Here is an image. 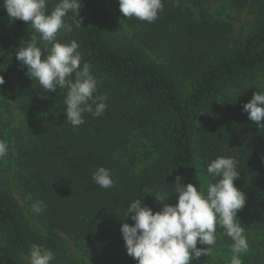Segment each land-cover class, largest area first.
Here are the masks:
<instances>
[{
    "label": "trees",
    "instance_id": "16d2710c",
    "mask_svg": "<svg viewBox=\"0 0 264 264\" xmlns=\"http://www.w3.org/2000/svg\"><path fill=\"white\" fill-rule=\"evenodd\" d=\"M211 1L162 0L154 22L122 23L118 0H81V27L69 12L73 30L57 41L78 43L107 108L100 117L85 113L73 128L67 89L44 92L16 59L34 29L8 17L0 0V140L9 144L0 160V264H29L33 244L54 253L51 264H87L68 242L100 263L137 264L120 231L127 207L137 199L154 212L163 207L159 198L176 204L177 176L203 190L198 166L214 183L207 167L221 156L238 161L234 185L246 196L237 218L250 247L241 259L264 264V129L242 110L264 93V0H222L255 16L239 36L230 17L205 10ZM58 2L47 0L49 13ZM101 166L111 170L110 189L92 179ZM37 200L46 205L39 215L31 211Z\"/></svg>",
    "mask_w": 264,
    "mask_h": 264
},
{
    "label": "clouds",
    "instance_id": "9594fccd",
    "mask_svg": "<svg viewBox=\"0 0 264 264\" xmlns=\"http://www.w3.org/2000/svg\"><path fill=\"white\" fill-rule=\"evenodd\" d=\"M118 4L124 17L149 23L158 19L163 10L162 0H118ZM81 6V0H59L49 13L47 0H3L8 17L27 22L34 29L27 45L15 54L16 59L26 67V75L38 82L44 92L67 89L65 112L73 128L85 122V113L100 117L107 108V95H96L98 85L91 65L84 62L81 66L78 43L57 41L60 33L73 30L65 19L69 12L76 14V27H81L83 17L77 20ZM4 83L0 76V85ZM242 110L259 130L264 129L261 123L264 121V93H253L252 99L242 105ZM8 154L9 144L0 140V160ZM237 166L238 161L231 157L213 160L207 173L215 182L208 183L206 194L191 183L185 186L183 178L177 176V203L170 205L164 198H156L163 203L160 211L154 212L144 205L143 199L132 202L124 213V221L131 219L134 223L123 221L120 229L127 254L137 264H191L193 259L211 256L219 226L233 242L230 264H243L241 255L247 253L250 246L245 228L237 218L246 205L245 194L234 185L240 177ZM92 179L103 189L114 186L111 170L102 166L92 173ZM45 207L44 201L37 200L31 204V211L39 215ZM198 243L203 247L198 248ZM54 260L50 249L31 245L29 264H51Z\"/></svg>",
    "mask_w": 264,
    "mask_h": 264
},
{
    "label": "rangeland",
    "instance_id": "374dc122",
    "mask_svg": "<svg viewBox=\"0 0 264 264\" xmlns=\"http://www.w3.org/2000/svg\"><path fill=\"white\" fill-rule=\"evenodd\" d=\"M205 7V10L208 12H212L215 15L219 16L222 15L225 18H231L232 23L235 26L236 29V35H245L248 34L254 25V14L250 11H240L234 7H231L229 4L225 3L222 0H212L210 4L203 5ZM121 16L118 18L119 21L123 23V20L125 17L120 14ZM124 17V18H123ZM182 87V93L187 94L189 93V87L190 85L186 82L181 83ZM198 177L199 181L201 183L202 189L206 194L207 185L209 183V180L205 173L203 172V169L201 166H198ZM170 205H175V203L172 202ZM37 229L40 230V227L36 225ZM216 245L213 247V251L211 253L210 257H207L205 264H230V257H231V251H230V244H225L222 239H220L219 234L216 232ZM68 246L70 249V253L74 255V257H78L80 260L85 261L87 264H106V263H100L97 258L91 254H83L80 247L76 245L75 243L68 242Z\"/></svg>",
    "mask_w": 264,
    "mask_h": 264
}]
</instances>
